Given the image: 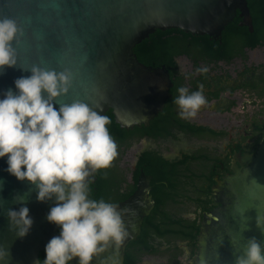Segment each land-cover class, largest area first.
<instances>
[{
  "label": "water",
  "instance_id": "1",
  "mask_svg": "<svg viewBox=\"0 0 264 264\" xmlns=\"http://www.w3.org/2000/svg\"><path fill=\"white\" fill-rule=\"evenodd\" d=\"M236 12L238 25L251 32L245 0H0V18L15 20L23 33L13 42L16 66L0 69V99L8 89L15 91L17 78L31 75L24 69L37 65L68 70L71 87L57 108L80 100L101 115L109 110L119 128L147 126L162 110L170 82L162 65L138 62L133 46L154 30L215 38ZM237 160L240 167L232 165L210 187L212 208L201 213L194 264H235L251 237L264 248V234L256 226L257 214L264 216V143L254 156ZM7 167V157L0 158V264H34L48 241L59 235L58 227L46 219L55 200L38 202L35 187L17 180ZM149 179L140 172L132 192L114 203L127 235L118 246L94 256L91 264H123L125 246L136 240L142 219L153 207ZM18 196L24 198L23 205ZM21 206L29 208L33 220L23 238L10 230L7 216L8 209Z\"/></svg>",
  "mask_w": 264,
  "mask_h": 264
},
{
  "label": "clouds",
  "instance_id": "2",
  "mask_svg": "<svg viewBox=\"0 0 264 264\" xmlns=\"http://www.w3.org/2000/svg\"><path fill=\"white\" fill-rule=\"evenodd\" d=\"M22 34L15 20L0 18V69L16 66L13 42ZM24 70L31 75L17 78L15 91L8 89L0 99V158L7 157L9 174L35 187L38 202L55 200L46 219L60 232L46 244L43 264H69L73 259L91 264L94 256L118 246L127 235L114 204L89 198L88 177L111 167L118 155L107 128L110 119L80 100L56 107L71 87L68 70L37 65ZM177 91L173 102L179 118H196L207 102L203 85L191 93L186 87ZM15 199L24 204L23 197ZM7 216L10 230L25 237L33 224L29 208L8 209ZM256 226L264 234V216L257 214ZM34 264H41L40 259ZM235 264H264V248L256 237L247 240Z\"/></svg>",
  "mask_w": 264,
  "mask_h": 264
},
{
  "label": "trees",
  "instance_id": "3",
  "mask_svg": "<svg viewBox=\"0 0 264 264\" xmlns=\"http://www.w3.org/2000/svg\"><path fill=\"white\" fill-rule=\"evenodd\" d=\"M245 2L251 19V32L245 27L238 26L239 17L235 14L224 26L217 40L208 41L209 39L204 37L200 41H195L193 35L179 29L154 30L146 39L135 44L132 52L141 64L151 67L163 65L169 73L175 69L173 57L179 54L203 53L209 59L224 62H229L233 57H240L244 60L246 50L264 45V0H245ZM255 80L249 88L246 86L244 88H247L248 92L249 90L253 92L257 97H262V103H264V75L259 80L256 78ZM166 113L168 116L171 115L170 107H165L159 112L149 121L147 127L134 126L128 129L119 128L112 121L109 110L104 113L110 119L107 128L117 144L118 155L111 167L100 169L92 175L94 180L88 183L89 198L97 201L103 199L112 204L121 201L132 192L136 177L141 172L150 177L149 195L153 200L152 209L141 221L136 240L128 242L124 248L123 264H137L140 257L145 255L164 256L166 260L164 264H175L177 256L182 253L177 243L183 244L188 257L192 258L201 216L200 210L207 211L209 207V201L205 195L208 188L206 185L203 186L200 183L196 186L194 184L195 186L189 189L176 183L179 175H187L186 172H188L194 179L196 174H203L204 169H159L160 165L164 164L158 156L151 152H143L139 155L138 167L142 169L130 170L119 166L118 162L122 154L140 136L156 139L168 134L166 129L169 127V122H167ZM181 172L184 173L181 174ZM128 173L131 174L129 181L127 180ZM202 183H212V180L208 178ZM198 189H202L203 192H199ZM172 192H178L180 196ZM190 197L197 201L198 206L195 209H191L188 204H183V200H188ZM185 213H192L194 218H183L182 215ZM59 232L60 229L57 228V233ZM156 238L161 245L166 246L165 249L160 250L158 245L151 243ZM44 257L45 252L42 250L37 255L41 264H43Z\"/></svg>",
  "mask_w": 264,
  "mask_h": 264
},
{
  "label": "flooded vegetation",
  "instance_id": "4",
  "mask_svg": "<svg viewBox=\"0 0 264 264\" xmlns=\"http://www.w3.org/2000/svg\"><path fill=\"white\" fill-rule=\"evenodd\" d=\"M220 34L215 38L205 34L193 35V39L200 41L205 37L209 39L208 41H214L220 38ZM245 54L244 60L233 57L229 62L209 59L203 53L174 56L175 69L170 73L167 72L170 86L168 97L164 100L162 107V110L165 107L171 108V115L168 116L166 113L167 122H169V127L166 129L168 134L156 139L140 136L122 154L118 162L119 166L130 170L142 169L138 167L139 155L143 152H151L164 164L160 165L159 169H204L203 174H196L194 179L188 172H186L187 175H179L176 183L189 189L200 183L203 186L206 185L208 210L211 209L210 187L214 183V178L220 179L230 173L232 165L240 167L237 159L245 155L254 156L260 144L264 143L262 97H257L244 88L245 86L249 88L255 78L259 80L264 75V45L246 50ZM251 54L255 60H250ZM201 67H207L208 72H196V69ZM199 85H203L206 104L202 106L196 118L180 119L178 108L173 102L179 94L177 89L186 87L191 93L198 91ZM140 126L142 125L135 127ZM130 176L131 174L128 173V181ZM208 178L212 180V183H202ZM192 190L196 192L195 189ZM198 191L203 192L202 189ZM172 193L180 196L178 192ZM183 201V204H188L191 209L198 206L197 201L192 200L191 197ZM200 212L204 211L200 210ZM182 217L192 219L194 215L185 213ZM200 220L201 216L199 222ZM151 243L158 245L160 250L166 247L161 245L157 238ZM177 246L182 249V253L177 256L175 264H194V256L188 257L185 246L181 243H177ZM165 262L164 256L145 255L140 257L137 264H164Z\"/></svg>",
  "mask_w": 264,
  "mask_h": 264
},
{
  "label": "rangeland",
  "instance_id": "5",
  "mask_svg": "<svg viewBox=\"0 0 264 264\" xmlns=\"http://www.w3.org/2000/svg\"><path fill=\"white\" fill-rule=\"evenodd\" d=\"M250 60H255V59L253 58V54L250 55Z\"/></svg>",
  "mask_w": 264,
  "mask_h": 264
}]
</instances>
